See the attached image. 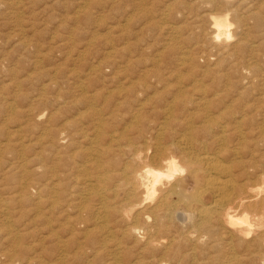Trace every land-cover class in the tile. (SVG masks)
Wrapping results in <instances>:
<instances>
[{
  "label": "bare ground",
  "instance_id": "6f19581e",
  "mask_svg": "<svg viewBox=\"0 0 264 264\" xmlns=\"http://www.w3.org/2000/svg\"><path fill=\"white\" fill-rule=\"evenodd\" d=\"M240 1L191 0L209 8L187 14L184 73L147 67L118 85L57 88L56 117L41 127V183L0 196L9 264H264V78L253 60L264 16L239 15ZM248 20L257 40L244 36ZM218 53L227 66L205 65Z\"/></svg>",
  "mask_w": 264,
  "mask_h": 264
},
{
  "label": "rangeland",
  "instance_id": "374dc122",
  "mask_svg": "<svg viewBox=\"0 0 264 264\" xmlns=\"http://www.w3.org/2000/svg\"><path fill=\"white\" fill-rule=\"evenodd\" d=\"M237 1L236 4L240 0ZM190 2L191 0H0V144L3 146H0V196H22V191H25L24 183H41L39 170L35 167L41 149V127L56 117L54 98L59 86L63 85L65 88L74 83L77 85L80 80L89 85H118L124 80L122 74L139 72L147 67L152 69L158 66V69L171 70L173 73L177 69L181 73L187 70L189 65L181 60L182 51L185 52L187 43H193L194 40L192 34L189 37L187 28L192 19L188 16L201 14L209 8ZM251 2L240 1L239 15L241 11L244 14L251 11L257 13V16H264V3L261 4L264 0ZM247 6H252V9ZM188 13L191 14L187 15ZM246 24V33L243 32L244 26L236 30L242 34L238 37L245 36L249 41L257 40L259 29L252 26V20H248ZM171 35L173 38L169 40ZM258 50L260 51L256 52L261 53L255 52L257 56L253 60L257 59L254 63H259L256 64L260 74H256V77L261 82L260 77L264 78V48L259 47ZM196 56L198 67L213 66L216 61L222 62V65L219 63L222 67L229 64V59L221 53L220 57L219 53L211 57L213 60L209 64ZM128 59H132L133 64ZM173 75L167 80L175 81L176 75ZM256 77L255 80L253 78L255 85L258 83ZM101 81L103 82L100 83ZM252 91L250 99L258 93L256 89ZM43 108L45 109L42 110ZM39 110L42 113L45 111L43 118L36 117ZM47 117L49 120L43 121ZM52 123L50 121L48 124ZM10 163L16 165L15 168L12 166L11 170L8 169ZM29 193L37 196L32 188ZM26 212L31 214L27 217L34 216V209L31 212L30 207H27ZM17 216L13 215L12 219L17 220ZM6 231L7 228L0 224L1 264L14 262L7 256L12 247ZM30 239L28 237L24 240L25 246L31 242Z\"/></svg>",
  "mask_w": 264,
  "mask_h": 264
}]
</instances>
